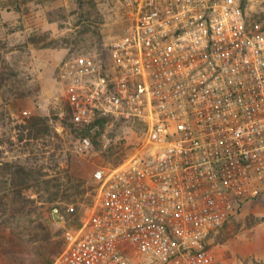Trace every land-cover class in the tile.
Segmentation results:
<instances>
[{
  "label": "built area",
  "instance_id": "obj_1",
  "mask_svg": "<svg viewBox=\"0 0 264 264\" xmlns=\"http://www.w3.org/2000/svg\"><path fill=\"white\" fill-rule=\"evenodd\" d=\"M62 79L75 123L125 118L145 135L95 170L94 203L52 264H215V234L264 196V22L243 0H140L129 32L71 57Z\"/></svg>",
  "mask_w": 264,
  "mask_h": 264
},
{
  "label": "rangeland",
  "instance_id": "obj_2",
  "mask_svg": "<svg viewBox=\"0 0 264 264\" xmlns=\"http://www.w3.org/2000/svg\"><path fill=\"white\" fill-rule=\"evenodd\" d=\"M139 4L140 0H0V264H17L5 253L4 237L23 224L38 226L39 237L50 243L38 241L40 253L39 248L23 247L20 261L52 264L64 249L67 229L78 228L94 203L95 170L119 166L140 150L145 128L139 121L75 123L62 82L71 57L102 52L129 32ZM243 4L249 21L264 22V0ZM35 117L46 119L44 131L31 128L29 121ZM85 136L92 147L81 155L76 145ZM5 162L34 169L32 186L24 192L35 200L27 205L32 213L27 219L8 217L22 208V202L12 204L13 196L5 198L9 192ZM39 172L42 180L59 182L60 190L37 186ZM263 198L245 205L215 234L211 241L215 264L256 262L241 250L252 232L264 225ZM54 207L60 209L64 223L53 218Z\"/></svg>",
  "mask_w": 264,
  "mask_h": 264
},
{
  "label": "trees",
  "instance_id": "obj_3",
  "mask_svg": "<svg viewBox=\"0 0 264 264\" xmlns=\"http://www.w3.org/2000/svg\"><path fill=\"white\" fill-rule=\"evenodd\" d=\"M70 111H72L70 109ZM72 120L74 121L73 113H72ZM46 119L43 118H32L29 123L32 129L34 131H40L43 130V128H47L45 125ZM44 126V127H43ZM44 131V130H43ZM5 173L9 175V180L6 181V185H8L7 190L9 191L8 194H5V198L13 196V200H11L12 204L16 202H22V208L17 210V212L9 213L8 217L10 219L14 218L16 219L15 215H19L24 218H28L29 215H32L31 212H27L26 208L27 205L31 203H35V200H31L29 196L24 195V192L26 189H29L31 184V176L35 174L34 169L22 164H16L11 162H5ZM5 174V175H6ZM39 178L36 180V185L40 187L46 188L48 191L50 190V187L54 186L58 190H60L61 184L59 182H55L56 180H42L43 174L41 172L38 173ZM42 175V176H41ZM6 193V192H5ZM12 204H6L7 206H12ZM9 219V221H10ZM24 222L22 221V224ZM6 225V224H5ZM35 227V228H34ZM18 231L12 230L9 233H5V253L8 257H11L13 261L17 264H22L23 261H20V258L23 257V247H34L36 250L39 248L38 253L42 252V248L37 246V242H48L50 243L49 239L43 238V240L39 237L40 230L38 226H35L34 224H23L22 226H18ZM42 230V229H41ZM45 249V248H44ZM19 257V258H18ZM15 259V260H14ZM25 264V263H23ZM254 264H263L259 262H255Z\"/></svg>",
  "mask_w": 264,
  "mask_h": 264
},
{
  "label": "crops",
  "instance_id": "obj_4",
  "mask_svg": "<svg viewBox=\"0 0 264 264\" xmlns=\"http://www.w3.org/2000/svg\"><path fill=\"white\" fill-rule=\"evenodd\" d=\"M260 202H264V198ZM250 204L251 202H248L246 205ZM241 251L245 256L251 257L252 260L264 264V225L252 232L249 244Z\"/></svg>",
  "mask_w": 264,
  "mask_h": 264
}]
</instances>
